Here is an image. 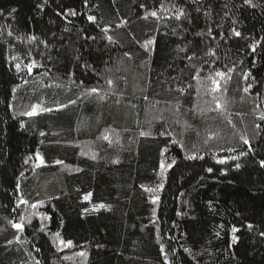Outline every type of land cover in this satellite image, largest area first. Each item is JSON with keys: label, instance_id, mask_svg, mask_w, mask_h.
<instances>
[{"label": "trees", "instance_id": "1", "mask_svg": "<svg viewBox=\"0 0 264 264\" xmlns=\"http://www.w3.org/2000/svg\"><path fill=\"white\" fill-rule=\"evenodd\" d=\"M261 113L264 0H0V264H264Z\"/></svg>", "mask_w": 264, "mask_h": 264}, {"label": "snow or ice", "instance_id": "2", "mask_svg": "<svg viewBox=\"0 0 264 264\" xmlns=\"http://www.w3.org/2000/svg\"><path fill=\"white\" fill-rule=\"evenodd\" d=\"M245 3L251 5V0H245ZM197 10L199 11V9H197ZM68 14H70V15H75V13H74V12H71V11H70ZM147 15H150V16H153V17H156V16H157V13H156V12H150V13H148ZM183 15H184L183 10H182V9H177L175 19H176V20H180L181 17H182ZM206 15H207V13H206ZM145 18H147V16H146ZM88 19H89V21H94V20H95V17H93V16H89ZM119 26H120V25H117V27H119ZM102 31L106 34V37H107V39L109 40V42H113V43L115 42V41L113 40V38H112L110 35H107V33H108V28L105 27V28L102 29ZM209 34H210V32H209ZM9 35H12V33L9 32ZM235 35H236V36H240V33H239V32H235ZM32 39H34V37H33ZM152 43H153V40H151V39L145 42L144 47H145V50H146V51L148 50V45H151ZM253 50H254V49H253ZM181 51H183V49H181ZM206 54H207V55H214V53H213L211 50H209ZM125 55L128 56L129 54H128V53H125ZM194 56H195V54H193V56H189V57H187V58H188L189 60H192V59L194 58ZM13 59H14V60H17L18 57H13ZM36 66H37V65L35 64V62H33V63L27 65L26 67H27L28 73L31 74L32 69H33L34 67H36ZM20 67H21L20 63H17V64H16V68L19 69ZM231 71H232V70L229 69V72H231ZM226 75H227V74L224 73V72L216 71V72H215V76H213V75H209V76H207V77L202 78V77L200 76L199 72H197V74L193 77V79H196V80H197V83L200 85V87L197 88V92L199 93V92L203 89L205 95H210V96H212V103L215 104V106H216V110H221V109L224 107V104L221 102L224 98H223L222 95L217 96V95H214V94H215V93H218V92L226 91V89H223V88H222V86H221V84H220V81L217 80L216 77L225 78ZM247 75H248V74L245 73V77H246V78H247ZM205 81H210V82H211V86H209L208 84H206ZM106 83L108 84L109 89H111L112 86H113V81H112L111 79H108V80L106 81ZM57 87H59V85H57ZM250 87H251V85H249L248 87H245V88H244V92L247 93V92L249 91V88H250ZM13 91L15 92V89H13ZM88 92H90V93H95V94L99 95V90H98L97 88H91V89L88 90ZM100 99L103 100V99H104V96L101 95V96H100ZM71 103H75V101H71ZM61 107H67V105H63V106H61ZM210 110H211V109H210ZM50 111H52L51 108L43 107V106H42V103H41V104H33V105H31V107H30L29 109H27V110L21 112L20 114L23 115V116H27V117H29V118H32V117L37 116V115L40 114V113H43V112H50ZM258 119H260V120H264V113H261V115L258 117ZM257 127H259V125H257ZM163 134H164V133H161V135H163ZM41 135H44V133H41ZM140 135H141V136H148V135H150V133H149V132H143V131H142V132L140 133ZM102 138H103L104 140H109V136H108L107 134H104V135L102 136ZM241 140L243 141L244 144H248V143H249L248 139H247L245 136H241ZM109 142L111 143V141H109ZM249 151H251V149H249ZM241 154L243 155L244 153H241ZM161 155L163 156V152L161 153ZM187 158H188V159H192V158H194V157L189 156V157H187ZM36 159L39 161V163L36 164L35 167L38 168V167H40L41 165L44 164V160L40 157L39 153H37ZM233 159H238V157H233ZM114 162H115V161H114ZM218 162H219V163H223L224 161H218ZM56 163L59 164V163H62V162H61V161H56ZM172 163H175V161H173ZM260 166H261V167H264V160H261V161H260ZM160 167H161V170H162V171H161V175H163V170H165V167H166L163 161H161V165H160ZM167 167H168V168L172 167V164H168ZM239 167H240V165L237 164V165H236V168H239ZM208 171L211 172L212 169L209 168ZM20 203H21V204H25V205L27 206V202L24 201V200H22V199H21ZM30 206H31L32 208H35V207H36L35 204H32V205H30ZM18 207H19V205H18ZM99 207H102V208H103V207H106V206H105V205H100ZM31 215H35V213H32ZM25 219H27L26 216H24V215H21V216H20V220H21V221H24ZM9 224L11 225L12 228L16 229L18 232H22V231L24 230V224H23V223H12L11 221H9ZM251 227H252V225H249V228H251ZM232 231H233V232H236L237 229L233 228ZM261 235H264V233H262ZM55 239L59 242L60 245H62V246L65 247V248H67V247H71V246H72V242H71V241H67V242H65L64 240H61V239H60V234H59V233H56V234H55ZM235 240H236V238L233 237V242H235ZM17 242H19V241H17ZM11 243H12V241H8V244H11ZM161 251L163 252V248H161ZM186 251H187V249H186ZM78 255H79L80 257H86L87 253H86V252H80V253H78ZM65 259H68V258L65 257ZM37 264H39V261H37ZM166 264H167V262H166Z\"/></svg>", "mask_w": 264, "mask_h": 264}]
</instances>
